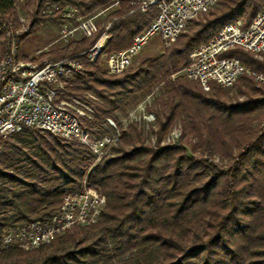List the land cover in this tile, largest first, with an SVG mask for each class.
Returning a JSON list of instances; mask_svg holds the SVG:
<instances>
[{"label":"trees","instance_id":"trees-1","mask_svg":"<svg viewBox=\"0 0 264 264\" xmlns=\"http://www.w3.org/2000/svg\"><path fill=\"white\" fill-rule=\"evenodd\" d=\"M49 1L73 6L82 16L116 1L118 8L106 20V54L129 47L157 15L156 9H136L135 0ZM261 6L262 0H218L167 48L140 55L120 74L107 73L100 58L93 63L82 58L86 75L72 79L65 93L79 99L94 94L100 101L87 102L95 118L118 124L117 111L150 95L145 110L154 116L150 134L155 145L131 121L120 126L114 156L88 170L93 157L77 141L33 128L11 135L0 151V231L49 219L65 194L81 187L85 175L105 204L94 224L74 227L33 250H0V264H264L262 92L246 74L231 95L216 83L204 90L178 73L195 47L228 22L240 19L247 26ZM60 12L33 13L30 32L40 23L56 21ZM0 13L16 23L13 0H0ZM103 30L98 26L89 37L50 48L35 60L82 53ZM224 55L264 72V62L242 48ZM79 120L87 130L95 125ZM176 122L182 126L179 144L160 147ZM27 133L34 137L32 148L19 143ZM215 155L228 162L227 170L214 161Z\"/></svg>","mask_w":264,"mask_h":264},{"label":"built area","instance_id":"built-area-1","mask_svg":"<svg viewBox=\"0 0 264 264\" xmlns=\"http://www.w3.org/2000/svg\"><path fill=\"white\" fill-rule=\"evenodd\" d=\"M218 0H135L136 9L142 13L154 8L156 17L140 33L133 37L132 44L116 52L104 53L110 25L108 22L99 38L82 53L63 58L36 62L21 57V37L30 30V25L20 17V27L0 13V32L4 40V50L0 55V142L13 134L33 128L50 132L67 141L75 140L84 146L93 156L94 164L105 155L100 148L116 143L120 135V126L132 121V113L127 114L119 124L111 118H105L101 126L87 130L79 119H95L93 108L65 93L75 77L86 75L82 58L93 63L103 58L107 73L120 74L131 66L151 37L157 35L161 41V50L167 48L185 30L189 21L206 11ZM117 2H113L114 5ZM108 7L101 9L98 15ZM60 12V26L57 40L62 44L85 38L91 34L90 16H82L73 6L61 7L57 2L35 0L34 13L42 15ZM239 47L255 55L264 53V0L261 9L247 26L240 19L228 22L206 43L200 44L189 53V63L178 73L196 80L204 90L210 83L222 88H231L238 78L249 75L264 88V72L250 70L234 56L224 53L230 48ZM40 52V51H39ZM174 74L172 75V77ZM91 99L98 101L91 94ZM264 99V91L262 93ZM150 101L147 96L138 105L143 108ZM154 120L152 113L143 116ZM263 126V123L261 124ZM104 129L102 135L98 132ZM109 132L104 133V131ZM181 130L174 127L168 143H175ZM97 135V137H95ZM2 148H0V151ZM214 161L217 159L213 156ZM86 178V176H85ZM79 192L65 194L56 212L47 220H36L21 227H4L0 231L2 250L17 247H35L48 243L55 235L70 227L88 226L97 222L105 204L103 196L89 187L85 179ZM80 187V188H81Z\"/></svg>","mask_w":264,"mask_h":264},{"label":"rangeland","instance_id":"rangeland-1","mask_svg":"<svg viewBox=\"0 0 264 264\" xmlns=\"http://www.w3.org/2000/svg\"><path fill=\"white\" fill-rule=\"evenodd\" d=\"M34 4H35V0H13V7H14V10H15L16 23L12 19H10V20L12 21V23L14 24V26L16 28L20 27V24H21L20 17L24 18L26 20V22H28V24L30 25V23L32 22V19H33ZM215 5H216V3L214 5H212V6H210L206 11L200 13L195 18H193L191 21H189L187 26H186V28H185V30L183 32H185L188 27L194 26L195 21L198 20L203 15L207 14ZM116 8H118V3L109 6L103 13H101L99 15H98V12L101 9L98 10L97 12H94L93 14L89 15L90 17H92V19H91L92 30L98 29V26L100 28H104V26L109 22V21H106L109 12H111L112 10H115ZM151 9H154V8H151ZM15 24H18V26H16ZM59 26H60V17H58L56 19V21H47L45 23H40V24L36 25L32 29L31 32L29 30V32L24 35V37L22 38L21 43H20L21 57H23L25 59H31V60H34L36 62H40V61L35 60V58L41 52L47 51L50 48L56 47L58 45H64V44H62L61 42H59L57 40ZM89 36H87V37H89ZM0 42L2 44V50L0 51V55H1L3 53V50H4V40H3L1 32H0ZM160 50H161V41L159 39V36L155 35V36L151 37L149 42L143 47V49L139 52V54L133 59L132 64H134L136 62L137 58L140 55L141 56L153 55V54L158 53ZM255 56H256V58L258 60L264 62V53L261 54V55H255ZM100 59H101L102 65L105 67V63L103 61V58H100ZM105 69H106V67H105ZM106 72H107V70H106ZM254 81L256 82L255 89H257V90H259L260 92L263 93L264 88L262 86H260L259 83L256 80H254ZM229 92H230L231 95L235 94L237 92V90L235 88V85L232 86L231 88H229ZM87 94L88 93H86L85 94V98L81 99V100L88 104L87 101L88 100H93V99H91ZM89 94H91L94 98H96L98 101H100V99L98 97H96L94 94H92V93H89ZM93 101H96V100H93ZM98 101H96V102H98ZM140 102H141V100H140ZM140 102L138 104H136V106H133V107L129 106L123 112L122 111H117L116 112V116H117L118 120L120 122H122L123 119L125 117H127V114L132 113V121H136L138 123L139 127L141 129H143L144 134L147 136V140L150 139L149 136L151 135V144L154 146L155 145V141H154L155 137L152 136V134H150V129L154 128V127L151 126L152 125L151 123H153L154 120H147V119H145L143 117L148 112H146V110H145L146 104L144 105L143 108L138 106L140 104ZM91 122L95 123V125H92L95 128V127L101 126V122H103V119L102 118L98 119L96 117ZM130 122L131 121H129L128 123H130ZM128 123H125L126 125H124V127L127 126ZM178 126H179V128L181 130V133L178 136V139L174 140L175 143H173V144H167L168 141H169L168 140V136H169V138H171L170 136H172V135H170L171 131L173 130L174 127H178ZM104 129H107V128L103 127L102 130L100 132H98L99 135H102V133H103L102 131ZM107 132H109V130H107ZM38 133L43 134L41 131L38 132ZM181 134H182L181 123L180 122H176L170 128V130L167 132V134L159 141V146L160 147H165V146H175V145L179 144ZM10 137H8V138H6V139H4V140H2L0 142V148H6V146L8 145L6 141L8 139H10ZM95 137H97V135ZM33 138L34 137H33V135L31 133H27L26 136L22 137V140L19 141V143H21V144H23L25 146H29V148H32V147L35 146V144L33 143ZM72 141H75V140H72ZM146 142L148 143V141H146ZM115 144L116 143H114V144L110 143L109 148L108 147L100 148V149L103 150V152H104L103 155H105V156L102 157V159L100 161L96 162L94 164V166L98 165L105 158L114 156L115 153L113 152V150H114L113 147L115 146ZM83 148H84V150L86 152H88L87 149L84 146H83ZM215 156L217 157V159H215V162L217 164H219V165H223V168H225V170H227V168H228V164L227 163L228 162L226 160H223L221 162L219 157L217 155H215ZM93 161H94V159H93ZM93 161H92V163H93ZM92 163L90 164V166L92 165ZM85 176H84L83 180L85 179V182H86ZM83 180H82V182H83ZM228 181H229L230 184H232V179L229 178ZM86 184H87V182H86ZM91 188L95 189L94 187H91ZM81 189H82V187L79 188V189L73 190V191H69L68 193H70V192H79ZM95 190H97V189H95ZM97 191L105 199L104 195L99 190H97ZM12 227H16L17 228V227H21V226H12ZM74 227H70L69 229H66V230L62 231L61 233L55 235L48 243H50L54 239L58 238L59 236L65 234L67 231L72 230ZM37 247L38 246H35V247H20V248L17 247V249L28 250L29 251V250H33V249H35ZM0 250H2V249L0 248ZM149 254H150L149 255L150 258H152L154 256L153 253H149Z\"/></svg>","mask_w":264,"mask_h":264}]
</instances>
